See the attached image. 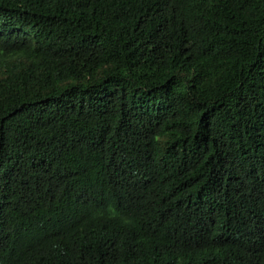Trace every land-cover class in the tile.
Masks as SVG:
<instances>
[{
  "label": "trees",
  "instance_id": "16d2710c",
  "mask_svg": "<svg viewBox=\"0 0 264 264\" xmlns=\"http://www.w3.org/2000/svg\"><path fill=\"white\" fill-rule=\"evenodd\" d=\"M0 264H264V0H0Z\"/></svg>",
  "mask_w": 264,
  "mask_h": 264
}]
</instances>
